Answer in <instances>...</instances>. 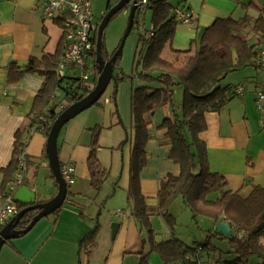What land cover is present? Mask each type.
I'll return each instance as SVG.
<instances>
[{
	"label": "crops",
	"instance_id": "1",
	"mask_svg": "<svg viewBox=\"0 0 264 264\" xmlns=\"http://www.w3.org/2000/svg\"><path fill=\"white\" fill-rule=\"evenodd\" d=\"M169 1L174 7L183 2L194 14L191 23L179 21L171 46H167L163 52L177 66H183L193 55L204 30L216 18L257 17L260 9L264 10V0ZM249 3L256 4V7L246 6ZM38 5V0H0V170L10 162L15 133L28 124V115L44 82V76L38 72L26 73L16 81L10 80L9 67L14 62L23 64L32 56L42 58L45 54L56 53L63 38L60 21H46ZM152 15L153 9L147 6L136 18L138 26L143 27L144 31L151 29ZM251 36L249 34L248 37ZM188 49L192 51L185 52ZM260 50L263 58L264 43ZM94 64L96 70L97 64ZM70 72L67 76H75L74 72ZM227 78V82L222 84L231 85L233 96L221 110L206 113L208 127L201 137L207 144L210 169L224 175L227 188L248 196L255 185H264V125L256 103L257 92L264 86V69L250 65L230 73ZM71 80L66 77L64 85L67 86V81ZM240 84L244 85L245 91L237 95L234 88ZM131 87H125L129 96V113L124 121L132 132ZM61 92L65 90L61 89ZM69 103L70 99L63 100L58 110ZM107 111L105 105L95 103L68 121L58 137L61 166L72 164L76 168L75 182L68 186L69 197L75 194V200L84 208L70 202L67 195L57 212L41 218L28 232L4 243L0 250V264H141L150 244L145 239L146 232L140 230L132 215V202L128 198L131 140L124 148L116 149L115 142L107 144L110 128L102 131L98 157L107 174L106 180L100 191L91 184L88 167L91 128L97 125L108 127L110 113ZM170 113L171 107L167 105L151 116L147 163L139 174L140 189L147 198L158 241L162 240L157 238L159 233L154 221L155 218L164 220L158 209L161 182L169 174L178 175L181 171L180 164L170 158L171 146L165 141V129L157 127L163 117ZM47 138L45 129H33L28 134L25 146L28 167L22 185L26 184L35 192V203L51 200L60 187L46 154ZM109 147L114 149L108 154L104 153ZM171 212L175 217L183 212H191L193 216L182 197L174 202ZM199 217L195 220L198 221ZM211 219L210 239L215 236L213 231L218 229V222ZM114 222H118L119 227L113 237ZM96 227V240L84 243L83 239ZM172 236L171 232L169 238ZM176 236L189 244L179 234L176 233ZM148 264L165 263L158 253L152 252Z\"/></svg>",
	"mask_w": 264,
	"mask_h": 264
},
{
	"label": "trees",
	"instance_id": "2",
	"mask_svg": "<svg viewBox=\"0 0 264 264\" xmlns=\"http://www.w3.org/2000/svg\"><path fill=\"white\" fill-rule=\"evenodd\" d=\"M113 6L110 3L109 9ZM246 6L256 7V4L249 3ZM148 7L153 9V35L147 38L143 34L138 50L140 57L134 62L135 76L142 82H139L131 96L132 132L129 131L126 139L117 147L124 148L130 140L133 144L128 198L132 202V215L140 230L146 232L145 239L150 244V249L142 256L141 264H148L152 252L158 253L165 264L196 263L198 245L191 246L175 234L176 217L172 214L171 207L180 197L192 211L194 219L206 216L218 223L223 220L230 223L236 236H227L217 228L213 231V235L226 238L230 242L233 258H226L228 263L246 264L250 256L255 255L258 263L264 264V185H255L248 196L227 188L224 175L210 169L207 144L201 137L208 127L206 113L221 110L233 96L231 85H223V80L243 67H262L260 46L264 43V10L260 9L261 13L257 17L246 15L241 19L216 18L204 30L193 55L183 66H177L163 55L164 49L171 46L179 23L176 15L172 14L174 5L169 0H150ZM249 34L252 36L248 37ZM191 51L192 49H188L185 52ZM63 52L62 38L56 53L45 54L42 58L32 56L23 64L14 62L9 67L10 80L16 81L26 73L38 72L44 76V82L28 115V124L15 133L12 158L0 170V196L8 192V184L18 170L28 134L33 129H45L49 134L57 116L72 102L88 95L97 84V69L91 89H82V82L74 76H67L73 79L67 83L77 90L71 89L70 103L58 110L63 102L58 101V90L66 87V77L60 79L57 75ZM120 56L121 54L116 59V65ZM114 78L118 79L115 76ZM177 88H181L183 93L181 113L174 106V93ZM98 102L99 100L96 103ZM167 105L171 107V113L165 115L157 127L165 129V141L171 146L170 158L180 164L181 171L178 175L169 174L161 182L158 192L159 214L170 226L173 236L158 241L147 198L140 189L139 174L147 163L146 147L151 139L148 126L150 118ZM101 127L102 125H97L91 128L92 146L88 157L91 184L97 191L101 190L107 175L98 157ZM56 182L59 185L57 179ZM69 193L68 189L70 202L83 207L75 200V194L69 197ZM24 206L26 205L18 203L19 210ZM39 211L37 208L26 212L18 221L16 230L19 232L25 229ZM4 226L0 223V231ZM97 232L98 227L83 242L93 243ZM22 234L24 233L20 232ZM209 241L200 245L209 250Z\"/></svg>",
	"mask_w": 264,
	"mask_h": 264
},
{
	"label": "rangeland",
	"instance_id": "3",
	"mask_svg": "<svg viewBox=\"0 0 264 264\" xmlns=\"http://www.w3.org/2000/svg\"><path fill=\"white\" fill-rule=\"evenodd\" d=\"M116 0H92V8L97 21H101L104 14L109 9V4L111 3L112 6L115 4ZM130 12H131V4H126L122 9H120L109 21L108 25L104 31V47L102 50V54L105 59H109L112 55L117 51L118 47L121 44V41L126 33L129 19H130ZM136 17H138V12L136 13ZM148 24V21H147ZM143 27H139L137 22H135L130 34L128 35L123 52L118 60L116 68L114 69V76L118 77L116 80L113 78L108 85L106 91L99 99L101 105H105L107 107V113L109 112V120H108V127L104 126L101 127L100 134L102 131H105L106 128H110L108 132V143L115 142V146L118 147L123 140L126 139L127 133L130 130V127H126V123L124 118L127 117L129 113L128 109V99L129 96L125 92V87L127 85L132 86V91L137 87L138 82H142L137 78L136 72L134 73V64L136 58L140 57L139 45L141 42V37L144 34ZM138 44V45H137ZM141 48V47H140ZM142 49V48H141ZM75 68L71 69V72L78 73V70H74ZM132 69V71H131ZM70 72V73H71ZM228 77V76H227ZM223 80L227 82L228 78ZM94 79L95 73L90 74V79L87 81L82 82V89L83 88H92L94 86ZM96 86V85H95ZM77 90V88H73V91ZM116 92V95H115ZM65 92H61L58 90V95L61 97L64 95ZM59 97V98H60ZM71 97V92L68 93L64 97V101H69ZM182 98L183 93L181 88H177L174 93V106L175 109L180 113L182 112ZM85 111V110H84ZM112 120V122H111ZM121 136V137H120ZM124 136V137H123ZM123 137V139H121ZM115 147V148H116ZM109 150L103 151L104 153H110L112 147L107 148ZM119 149V148H116ZM175 221V234H179L184 240L189 242L191 246H195L201 243H207L208 240V249L210 252L214 254L221 253L227 259H232L233 250L230 246V242L226 238H220L217 236L212 237L211 239L208 238L209 232L212 229V219L210 217H199V220L196 221L191 212L187 213H180L176 216ZM154 225L156 231L159 233L157 238L159 240L167 239L170 237V233L172 232L169 228L170 226L160 218H155ZM215 248V250H213ZM258 258L255 255L250 256L249 260L246 264H259Z\"/></svg>",
	"mask_w": 264,
	"mask_h": 264
},
{
	"label": "built area",
	"instance_id": "4",
	"mask_svg": "<svg viewBox=\"0 0 264 264\" xmlns=\"http://www.w3.org/2000/svg\"><path fill=\"white\" fill-rule=\"evenodd\" d=\"M186 1V0H183ZM38 7L46 21H60L63 30L64 52L57 67L58 77H67L68 72L75 68L78 73L75 76L79 82L90 79V74L95 73L94 58L100 21H97L92 8V0H38ZM176 5L173 9L178 21L191 23L194 20L193 12L182 4ZM150 4V0H137L136 7L138 15ZM136 12V13H137ZM147 38L153 35L151 29L144 32ZM264 69V57L261 61ZM74 69V70H75ZM237 95L245 91L243 84L235 88ZM257 107L262 113L264 125V86L257 92ZM28 167L25 150L20 155L19 167L13 180L8 184V192L0 196V223H7L19 211L18 203L14 199L16 190L23 184ZM61 174L70 185L75 182L76 168L72 164L61 166ZM202 246L196 247L197 261L195 264H230L221 253L214 254L206 252Z\"/></svg>",
	"mask_w": 264,
	"mask_h": 264
},
{
	"label": "water",
	"instance_id": "5",
	"mask_svg": "<svg viewBox=\"0 0 264 264\" xmlns=\"http://www.w3.org/2000/svg\"><path fill=\"white\" fill-rule=\"evenodd\" d=\"M131 4V12L129 24L126 30V33L121 41L120 46L117 51L109 59H105L102 54V41L104 36V31L108 25L111 18L116 14L120 9H122L126 4ZM137 0H119L113 7H111L102 17L100 21L98 41L96 47V64L98 71V80L94 89L86 96L81 97L77 101L72 102L68 107H66L54 121L51 130L48 134L47 143H46V154L49 159L50 167L53 171L54 176L59 183V192L58 194L49 201L44 203H35L36 194L32 191L26 184L21 185L14 194V199L16 202L24 204L21 210H19L15 216H13L2 228L0 231V250L4 243L20 235V232H28L41 218L48 216L55 211H57L65 202L68 195V185L65 182L61 174V162L59 159L58 153V137L62 127L74 118L79 113L93 106L104 94L111 80L114 78V69L116 66L117 57L122 54L124 45L128 35L130 34L135 17L137 12L136 7ZM73 88L72 84H68L65 87V93L62 95L58 101H61L68 93H70ZM40 209V211L33 217L30 224L23 229L22 231L16 230V225L21 217L28 211L33 209ZM119 227L118 222H114L112 225V235H116L117 229ZM218 230L227 236H236V233L233 231L232 226L226 220L220 221L218 223Z\"/></svg>",
	"mask_w": 264,
	"mask_h": 264
}]
</instances>
